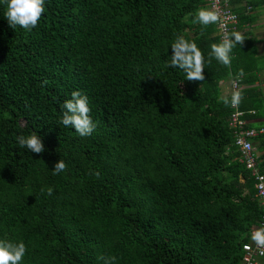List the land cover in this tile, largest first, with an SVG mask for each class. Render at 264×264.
Masks as SVG:
<instances>
[{
    "label": "trees",
    "instance_id": "obj_1",
    "mask_svg": "<svg viewBox=\"0 0 264 264\" xmlns=\"http://www.w3.org/2000/svg\"><path fill=\"white\" fill-rule=\"evenodd\" d=\"M206 1L45 0L31 31L10 27L0 2V239L25 243L21 264H242L264 210L219 98L243 69L245 129H264L251 122L264 108L251 30L264 0L233 2L246 39L230 68L209 57L217 24L193 22ZM177 35L202 50L204 81L167 66ZM74 90L89 136L60 123ZM32 131L43 153L18 144ZM250 141L264 174V134Z\"/></svg>",
    "mask_w": 264,
    "mask_h": 264
},
{
    "label": "clouds",
    "instance_id": "obj_2",
    "mask_svg": "<svg viewBox=\"0 0 264 264\" xmlns=\"http://www.w3.org/2000/svg\"><path fill=\"white\" fill-rule=\"evenodd\" d=\"M0 2L6 5L4 16L9 26L13 28L18 25L31 31L38 25L45 11V0H0ZM219 19V12L215 8L201 7L195 12L193 22L206 27L210 24H216ZM245 39V36L239 31L230 33L225 31L218 43L210 45L209 57L215 58L220 64L230 68L232 63L231 53L234 47L236 45L242 46ZM170 46L172 55L167 66L182 70L188 81H204L205 58L197 43L183 35H177ZM229 75L231 76L232 73L230 72ZM244 75V71L241 69L235 79L239 80ZM70 96L71 98L66 99L62 105L63 113L60 123L65 127H72L80 136L91 135L96 125L90 115L91 109L88 106V97L79 90L72 91ZM219 99L226 106L238 107L243 95L240 90L235 89L234 85V90L231 91L230 95H222ZM16 140L20 147L27 148L32 153L40 154L45 151L44 143L36 131H32L27 135H19ZM66 169V163L59 159L54 163L53 175H57ZM95 175L98 177L99 172H96ZM41 192H45V189H41ZM46 194L51 196L53 189L48 187ZM251 240L258 248L264 249V227L253 231ZM26 251V245L23 241L0 239V264H21ZM102 259L104 258L102 257ZM116 259L115 256H110L105 260V264H115Z\"/></svg>",
    "mask_w": 264,
    "mask_h": 264
},
{
    "label": "built area",
    "instance_id": "obj_3",
    "mask_svg": "<svg viewBox=\"0 0 264 264\" xmlns=\"http://www.w3.org/2000/svg\"><path fill=\"white\" fill-rule=\"evenodd\" d=\"M235 0H207V6L209 9L215 8L219 12L220 19L216 23L221 34V38L225 31L232 32L238 29L239 25V15L234 10L233 2ZM241 80L234 79L232 86L235 89L241 90L240 85ZM241 88V89H240ZM233 107V106H232ZM234 112L230 116V127L235 129L237 136V145L241 147V150L245 154V159L247 162V168L252 170V174L256 181V189L258 191V197L260 198V204L264 210V174H262L257 168L256 160L257 157L254 156V149L251 145L250 138L264 134V129L257 131L256 129H245L246 121L242 119L244 113L238 107H233ZM264 227V213L259 220L257 226L252 230L255 231L257 228ZM247 246V247H246ZM244 256L242 264H263L264 260V249L258 248L256 244L251 240L243 246Z\"/></svg>",
    "mask_w": 264,
    "mask_h": 264
},
{
    "label": "crops",
    "instance_id": "obj_4",
    "mask_svg": "<svg viewBox=\"0 0 264 264\" xmlns=\"http://www.w3.org/2000/svg\"><path fill=\"white\" fill-rule=\"evenodd\" d=\"M259 20V19H258ZM251 27V26H250ZM250 27L248 26H244V30H247L249 29ZM253 27V26H252ZM256 29V28H255ZM241 32V34L244 33V31H239ZM255 38L257 39V48H258V53L259 55L264 58V49L262 50V48L264 47L263 44H264V41L261 40L260 38L258 39L257 36H255ZM259 45H261V47H259ZM264 61V60H263ZM259 77H260V83H259V87L261 88L263 94H264V68L262 69V71L260 72L259 74ZM252 124L257 128V127H263L264 128V108H263V112L261 114V117L254 120V121H251ZM253 175V174H252ZM263 264H264V260H263Z\"/></svg>",
    "mask_w": 264,
    "mask_h": 264
},
{
    "label": "rangeland",
    "instance_id": "obj_5",
    "mask_svg": "<svg viewBox=\"0 0 264 264\" xmlns=\"http://www.w3.org/2000/svg\"><path fill=\"white\" fill-rule=\"evenodd\" d=\"M253 14L259 20L257 19L256 23L253 25V28L251 30L254 33V36H257L258 39L260 38L261 40L264 41V10L263 9H256L253 11ZM263 46H264V44H263ZM259 47H261V45H259ZM263 49H264V47L262 48V50Z\"/></svg>",
    "mask_w": 264,
    "mask_h": 264
}]
</instances>
